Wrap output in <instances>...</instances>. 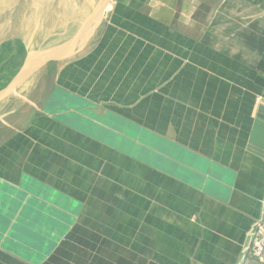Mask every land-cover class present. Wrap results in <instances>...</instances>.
<instances>
[{
  "label": "crops",
  "instance_id": "1",
  "mask_svg": "<svg viewBox=\"0 0 264 264\" xmlns=\"http://www.w3.org/2000/svg\"><path fill=\"white\" fill-rule=\"evenodd\" d=\"M50 64L38 115L0 101V186L89 205L100 163L125 162L155 198L133 209L135 261L264 264L248 254L264 212V0H115L92 50Z\"/></svg>",
  "mask_w": 264,
  "mask_h": 264
},
{
  "label": "rangeland",
  "instance_id": "2",
  "mask_svg": "<svg viewBox=\"0 0 264 264\" xmlns=\"http://www.w3.org/2000/svg\"><path fill=\"white\" fill-rule=\"evenodd\" d=\"M103 2L106 8L93 21L90 15ZM114 2L0 0V86L17 69L23 50L26 57L33 54L37 59H60L69 53L70 45L75 44L73 54L76 55L62 61H51L57 64L67 63L92 50L98 44ZM84 23L86 31L81 32ZM47 65H51L50 62L44 63L43 69ZM41 70L32 76L23 92L16 90L9 96L10 104L6 110L28 111L29 115L43 110L52 89L51 84L43 83L45 73ZM5 121L6 118L0 120V127L7 129L0 130V138L9 130L4 126ZM123 164L120 170L113 159L108 164L100 163L99 169L107 168L106 176L101 174L105 179L98 180V188L104 190L94 187L92 196L87 197L92 200L89 205H85L83 194L77 197L76 204L57 200L58 206L53 203V197L38 195L35 186L12 189L0 186V249L7 252H0V264H150L148 258L134 259L136 247L132 243L130 222L133 219L142 221L144 216L143 211L134 213L135 205L139 202L149 205L155 198L148 195V190L146 193L141 190L149 186L146 173L141 172L143 184H134L128 174H133L132 167L125 162ZM100 173H94L95 177ZM119 188L124 189L123 195H118ZM134 188H139L141 193L134 195ZM42 199L48 205L44 204L45 210L39 202ZM155 202L157 207L165 206V201L159 197ZM8 203H11L12 211L4 210ZM54 206L58 210H53ZM150 242L141 244L138 252H149L148 246L155 248V244ZM258 262L264 263V258Z\"/></svg>",
  "mask_w": 264,
  "mask_h": 264
},
{
  "label": "water",
  "instance_id": "3",
  "mask_svg": "<svg viewBox=\"0 0 264 264\" xmlns=\"http://www.w3.org/2000/svg\"><path fill=\"white\" fill-rule=\"evenodd\" d=\"M106 2V1H105ZM101 3L99 5V8L97 11L94 12V16L93 17H96L101 9H102V6L103 4L105 3ZM85 30L86 31V27L85 29H81V32ZM75 45V44H74ZM73 44L70 45V49H69V53L67 55H65L64 57H61L60 59H56V58H40V59H37L35 62L31 63V65H27L28 64V60H29V57L27 55L26 59L24 60V63L22 65V67L20 68V70L17 72V74L15 75V77L11 80V82L4 88L0 91V101L3 100V99H6L8 98L10 95H12L14 93V91H16L27 79H29L30 77H32L34 74H36L40 69H42V66L44 63H47V62H51V61H62V60H66V59H69L73 56H75L73 54V50L75 48ZM5 115L3 116H0V118H4Z\"/></svg>",
  "mask_w": 264,
  "mask_h": 264
},
{
  "label": "built area",
  "instance_id": "4",
  "mask_svg": "<svg viewBox=\"0 0 264 264\" xmlns=\"http://www.w3.org/2000/svg\"><path fill=\"white\" fill-rule=\"evenodd\" d=\"M248 254L258 261H262L264 257V212L255 221L250 231Z\"/></svg>",
  "mask_w": 264,
  "mask_h": 264
},
{
  "label": "bare ground",
  "instance_id": "5",
  "mask_svg": "<svg viewBox=\"0 0 264 264\" xmlns=\"http://www.w3.org/2000/svg\"><path fill=\"white\" fill-rule=\"evenodd\" d=\"M90 2L92 3V0H90ZM104 8H106V5L103 7L102 6V9H101V11H100V13L99 14H101V12L104 10ZM92 16V17H91ZM94 16V13H92V15H90V18L93 20V21H95V19L97 20L99 17H93ZM85 19H87V18H85ZM83 28L85 29V23H84V26H83ZM83 28H81V29H83ZM84 34H85V31H84ZM86 36V35H85ZM85 38V37H84ZM51 58H53V57H51ZM37 60V56H35V55H31L30 57H29V60H28V66L29 65H31V63H33V62H35ZM32 81V77L31 78H29V79H27L17 90H18V92H23V90H25L26 89V87L30 84V82ZM18 95V94H17Z\"/></svg>",
  "mask_w": 264,
  "mask_h": 264
}]
</instances>
